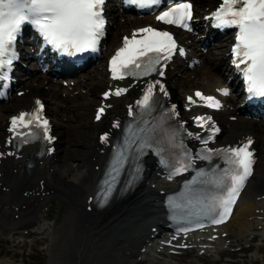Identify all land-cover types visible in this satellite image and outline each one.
Returning <instances> with one entry per match:
<instances>
[{"label": "snow or ice", "instance_id": "obj_1", "mask_svg": "<svg viewBox=\"0 0 264 264\" xmlns=\"http://www.w3.org/2000/svg\"><path fill=\"white\" fill-rule=\"evenodd\" d=\"M106 0H0V90L6 87L10 79L13 63L18 59L16 41L25 25L32 26L42 37L45 45L62 54L76 55L89 51H96L97 45L104 35L106 19L104 5ZM129 5H136L141 9H152L160 6L162 0H127ZM192 19L191 4L176 3L167 11L161 12L157 20L169 25H176L191 30L189 22ZM210 19L217 28H235V44L233 63L242 73L249 98H264V0H222L218 10ZM177 46L174 37L168 31L145 27L132 33L131 37L123 38V46L115 53L110 61V73L113 80H124L132 77L140 80L153 74L164 75L166 62L170 61L176 52ZM183 55V50H180ZM243 65V67H241ZM165 96L166 88L159 79L147 81L143 89V96L136 101L140 109L137 126L132 124L125 129L121 143L117 144L110 170L104 181L105 189L102 200L107 202L118 176L131 155L139 160L140 155H146L147 149H152L154 143L163 142L166 146L181 149L176 162L171 166L169 178L183 175L195 169V161L211 163L213 155L223 157L225 167L215 165L214 169H198L195 175L183 184V190L177 195L169 197L167 204L174 221H194L196 228H203L204 220L212 225L226 222L230 217L236 200L242 191L247 178L251 175L253 152L250 151L252 143L249 138L239 147L226 149L203 148L195 156L182 142H177L179 133L169 131L164 127L166 120L176 115L175 105L172 106L169 116L161 112L158 119L152 122L146 117L151 116L159 103L156 89ZM128 91L127 88H116L114 92H106L105 98L110 95L121 96ZM222 95H228L227 88L218 89ZM206 106L219 108L220 101L212 96L195 93ZM189 103H195L191 96ZM38 107L32 113H20L11 120L9 129L16 135L24 133L17 131L18 126L30 128L35 126L41 129L40 138L51 142L54 138L49 135V123L40 115L43 105L37 101ZM104 107L98 109L96 119L99 120L104 113ZM129 116L135 117L132 107L128 109ZM198 127L209 132L201 143L207 145L214 139L219 131L210 117H197ZM114 127L120 128L119 122ZM32 138L33 132L27 133ZM193 136V133H187ZM199 140L200 135L195 134ZM103 143H109L107 133L101 136ZM22 140V143H28ZM11 143V141H7ZM159 155V151L157 150ZM3 155V154H0ZM162 163H166L162 161ZM140 167H136V174ZM180 231L187 232L188 228ZM216 237H212L215 239Z\"/></svg>", "mask_w": 264, "mask_h": 264}, {"label": "bare ground", "instance_id": "obj_2", "mask_svg": "<svg viewBox=\"0 0 264 264\" xmlns=\"http://www.w3.org/2000/svg\"><path fill=\"white\" fill-rule=\"evenodd\" d=\"M214 0H196L197 6H209ZM208 3V4H207ZM204 6V7H205ZM203 9V8H202ZM130 24H127L122 27L123 30L128 29ZM115 34V33H113ZM227 38L223 39L220 43L216 44V50H219L222 53V56L208 58L209 63H213V66L206 65L202 70H200L199 76L203 77L204 80H210L213 78L214 80L221 79L224 77L221 73L216 74L217 70L225 69L226 64L224 61V53L223 48L226 43ZM218 62L220 67L215 64ZM96 75H101L99 71L96 72ZM82 77L86 78L88 75H83ZM47 76L37 75L32 81L26 80L27 86L30 87V95L25 96L19 100H13L10 104L3 105L0 109V119L5 118V120L12 113L22 108L25 103L29 100H32V97L36 95H40L44 97L46 100H50V104L54 102H58L60 108H49V113H52L55 118L59 117L58 113H62L63 117H67L70 123L65 124L64 122H59L56 120V125L59 126L58 134L61 136L63 140L67 138L66 136V128H69L70 131L74 130V125L72 124L75 115L69 112L72 107L78 106V104L69 101L68 99H61V97L55 91H46L42 88L43 82L47 80ZM96 83V80H90ZM225 81V79H224ZM34 82L38 83L37 87H34ZM101 85V84H99ZM57 88L56 84H50V87ZM91 85L86 84L83 89H87ZM192 88V86H189ZM66 91V90H65ZM61 93V92H60ZM63 94V93H61ZM92 102L87 108H90L96 100L94 98L90 99ZM65 117V118H66ZM1 124H0V140L2 137L1 133ZM254 134L256 139H258L259 145L258 150L260 152L262 161V156H264V127L262 128L259 124L255 122L246 121L243 123L242 120L238 123H234L230 130H227L226 134L223 136L224 142H230L231 140H235L243 134ZM78 137L74 140V146L78 147L81 145L86 149H89V145H91V149L89 152H85V155H82L81 162L82 166H80L79 172L72 176L71 180H64L63 176L68 174L64 168H60L61 171L58 170L56 174L57 180V190L58 194L62 197V199L67 202V206L64 214L59 217V219L55 220L51 228L49 230V250L50 253V264H113L118 259L121 258L118 252H114L113 250L117 247V242L122 239H129L132 237V233L128 232L125 235L123 228L125 226H130L134 223L136 219H141L143 216L147 215L148 212H142V209L145 208V205L139 204L143 201L144 192H140L134 198L124 200V202H113L108 208L104 210L100 215H89L85 212V204L86 197L95 190L96 184L98 183L97 174L94 173L93 170V162L91 161V156L97 157V160H100L101 157L95 155L93 150V145L96 144L95 140L89 138L84 132H80L77 135ZM81 152L84 153L85 150ZM62 153V150H60ZM256 177V175H255ZM253 179L250 182L249 190L245 193L240 206L237 210L238 215H244L246 211L252 210L259 205L253 202L255 198L252 193L256 192V181L264 182L263 176L260 174L257 175V180L253 182ZM12 203L10 199L4 200L1 203L0 209L3 214L4 208L6 204ZM139 205L140 210L137 212H131L129 210L130 207L138 208ZM32 212V210H30ZM35 214V213H33ZM40 218V214H36L31 218H27L23 220L21 223L16 221L15 223H3L0 220V230H18L21 226H26L27 222L32 223V220H35L36 224L38 219ZM231 227H235L239 230L238 233H235V236L246 238L245 235L247 232H250L252 229V225L249 223L241 224L234 223L230 225ZM30 225H27V228H30ZM26 228V229H27ZM40 229V228H39ZM4 234H9L8 232H4ZM111 253L112 257L108 258V254ZM0 264H24L22 262H14L12 259L7 258L6 260L0 259ZM120 264V262L116 263Z\"/></svg>", "mask_w": 264, "mask_h": 264}, {"label": "rangeland", "instance_id": "obj_3", "mask_svg": "<svg viewBox=\"0 0 264 264\" xmlns=\"http://www.w3.org/2000/svg\"><path fill=\"white\" fill-rule=\"evenodd\" d=\"M123 20L119 21V23H122ZM225 51V50H224ZM215 54H213V56L216 57V55H218V50H216L214 52ZM212 55V53L210 54ZM91 101V100H90ZM88 101L87 104H83L80 108L78 109L76 112H72L75 115H77V117L75 116L72 124L74 125V130H71L69 128H66V136L67 139L65 140V146L66 147H62V154L60 155L63 160L64 163L69 162H77L79 163V166L81 165V157L82 155H85V152H89L87 151V149L85 150L84 147H82L81 145H78V147L74 146L73 142L74 140L78 137V133L80 132H84L89 138H92L94 140H96L97 137V133L104 128V123L102 125L99 126H95L94 124H92V117H93V107L96 105V103L98 104V102L96 101V103H94L90 108H87L88 105H90L92 102ZM72 111H75L74 108H72ZM5 119V118H4ZM1 119V120H4ZM0 120V121H1ZM65 121V120H64ZM67 121V118H66ZM67 124H69L70 122H66ZM85 150L84 153L81 152V149ZM78 166V167H79ZM78 170V169H77ZM77 170L75 171H70L68 172V174L64 175L63 178L66 181L71 180L72 176L76 175L78 172ZM68 170H66L67 173ZM52 202V210L48 212V215H50V218L52 219V222L55 221L56 219H59V217H61L66 209L67 206V202H65L62 197L58 194V196L51 201ZM7 240H13V237L10 236H3L0 234V259H4L6 260L7 258L12 259V261L18 263V262H24L25 264H49L50 261V257L48 255L47 252H45V247L42 246V248H36L35 247V252H33L32 254H30V258L32 260H27L14 257L13 254H8L6 252L7 248H4V244L7 242ZM49 241L46 242V244L48 245ZM44 248V251H43ZM14 257V258H12ZM189 261H190V257H188Z\"/></svg>", "mask_w": 264, "mask_h": 264}]
</instances>
